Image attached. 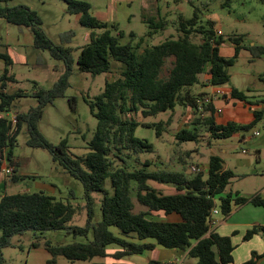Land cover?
<instances>
[{
	"label": "trees",
	"instance_id": "1",
	"mask_svg": "<svg viewBox=\"0 0 264 264\" xmlns=\"http://www.w3.org/2000/svg\"><path fill=\"white\" fill-rule=\"evenodd\" d=\"M1 1V0H0ZM67 12L79 14L78 22L93 30L90 40L80 46L76 59L80 71L93 75L110 70L112 60L122 64L120 75L106 80L103 90L93 100H87L96 127L93 135L86 143L87 151L79 160L69 156L66 139L57 145L48 142L39 131L37 123L43 107L54 98L62 96L68 86V76L73 59L71 48L54 44L40 27V18L34 10L27 6H0V17L6 22L30 28L33 45L47 50L50 55L64 63V71L50 89L38 88L33 94L37 97V105L27 111L15 112L17 121L14 126L3 115L12 110L13 102L20 92L8 93L0 90V172L4 159L16 167L13 157L16 137L25 125L28 139L27 145L48 150L52 159L59 162L71 176L79 179L84 187L85 204L77 206L69 201L56 199L43 192H3L0 196V264L3 263L2 248L10 246L11 238L26 230L43 232L46 230L64 229L73 235L91 238L85 242L73 241L64 244H51L46 240L44 248L50 254L48 264H54L58 256L64 257L69 264L77 260H86L89 264H128L121 262L92 261L94 257L111 256L115 259L133 253H142L156 245L166 248L187 250V256L194 258L192 264H225L232 260L233 248L227 235H219L210 229L209 220L213 207L219 214L227 216L234 205L251 202L264 205V198L254 194L243 196L238 192L225 191L234 173L230 169H222V159L218 155L208 156L206 174L203 171L187 173L186 169H172L156 166L150 160H142L138 166L123 157L143 151H153V144L134 135L135 128L141 123L154 126L159 136L163 127L162 121L142 122L133 118L140 112L143 117L156 115L167 110H174L179 105L189 108L194 118L192 125L176 131L177 143L197 142L201 132H208L211 138H225L234 132L245 131L262 121L264 128V107L253 112L254 118L246 124L228 121L216 123L212 101L199 108L198 100L204 93H191L189 88L198 83V75L209 74V84L221 86L229 81L228 68L232 66L241 49V34L233 35L229 41L234 43L231 56L219 53L218 46L224 41L221 34H215L212 22L205 25L198 23L197 8L189 18L179 15L175 21L177 37H170L159 43L148 45L137 52L136 48L143 37H138L135 45L130 41L122 43L124 31L116 29L113 23L97 19L91 14V6L84 0H64ZM264 2V0H261ZM146 36H152L157 28H162L163 21L148 20ZM201 34V40L194 42L191 36ZM130 35L136 38L132 32ZM253 56L264 52V47L251 45ZM5 64H11L6 54H1ZM169 62L170 66L165 69ZM4 68L0 75L1 88L4 80L12 81ZM230 97L246 101L242 91L231 88ZM168 121V120H167ZM189 153L190 150H186ZM189 156V155H188ZM132 162L136 157H130ZM180 160L183 161L182 158ZM84 163V166L81 164ZM120 162V163H119ZM184 162V161H183ZM151 165H154L151 168ZM3 174V173H2ZM11 180L17 176L13 173ZM110 179L112 192L104 186L105 179ZM150 181L171 185L173 194H162L151 186ZM135 190L136 201L145 206V210L133 211L134 202L131 192ZM99 193L100 218L95 220L96 201L92 193ZM84 210L85 223H73L75 214ZM163 211L165 214L176 213L179 221L158 219L152 214ZM110 226L118 229L123 236H133L137 240L153 238L155 242H135L111 231ZM254 233L264 235V225H255L247 230L243 238ZM115 244L120 250L108 253L109 245ZM33 242L32 247H37ZM259 255L251 253V257L242 264H257ZM136 264V263H133ZM146 264H174L151 259Z\"/></svg>",
	"mask_w": 264,
	"mask_h": 264
},
{
	"label": "rangeland",
	"instance_id": "2",
	"mask_svg": "<svg viewBox=\"0 0 264 264\" xmlns=\"http://www.w3.org/2000/svg\"><path fill=\"white\" fill-rule=\"evenodd\" d=\"M91 6V14L97 19L113 23V32L118 28L124 31L120 38L122 43L130 41L135 45L138 37H143L136 48L141 52L146 46L159 43L160 41L177 37L175 21L179 15L189 18L193 9L197 8L198 23L205 25L209 20L216 34L219 30L225 45L229 46V38L241 34L243 43L249 46L251 42L256 45H264V2L261 0H84ZM27 6L34 10L40 18V27L51 41L60 46L70 47L73 63L68 76V86L62 96L54 98L47 103L37 123L39 131L45 139L53 145H57L62 139H66V153L79 160L87 151L86 143L93 135L96 127V118L90 110L87 100H93L103 88L106 80H112L120 75L122 64L112 60L108 72L93 75L90 72L80 71L76 59L80 52V46L90 40L89 27L78 22L79 14L68 13L67 4L64 0H1L0 6L15 7ZM148 20L152 22L163 21L162 28H157L152 36H146ZM116 27V29H114ZM132 32L136 38L130 35ZM194 42L201 40V34L195 33L191 36ZM0 53L6 54L11 61L10 66L5 64L0 57V75L5 67L7 75L13 80H4V87L0 90L8 92L19 91L15 97L11 112L27 111L37 105V97L33 94L38 88L50 89L64 71V63L50 55L45 49H38L33 45V35L29 27L6 22L0 17ZM249 61L241 56L236 62L241 67L250 65V70L261 71L264 61L252 56ZM170 66L167 61L165 69ZM256 77L254 79L256 80ZM8 81V82H7ZM258 82V81H257ZM1 83V81H0ZM133 118L142 122L162 121L163 127L159 136L156 135L154 126L139 124L135 128L134 135L144 138L153 144V151H143L130 155L136 157L132 162L130 157L124 153L123 157L129 161L130 166H138L144 160L156 166H166L175 170L198 167L207 161L209 154L206 142L207 133L201 132L197 142L187 141L177 143L175 133L182 127L192 125L194 115L190 109L177 105L173 111L167 110L156 115L143 117L140 112ZM168 120V121H167ZM260 130V136H254L247 144H239L235 139H222V147L226 148L225 160L231 167H237L240 159L254 156V148L264 142V130L261 125L241 131V135L249 136L254 130ZM211 138V137H210ZM28 133L25 125L16 137V145L13 149V157L17 161L13 172L4 175L0 172V194L15 192H43L56 199L69 201L82 206L85 204L84 187L81 181L67 173L65 168L52 159L51 153L40 147L27 145ZM195 148V149H194ZM190 150L189 153L186 150ZM241 149H248L244 154ZM204 154H197L198 152ZM189 155V156H188ZM192 155V156H191ZM261 162L258 167H264V153L261 154ZM180 158L183 159L180 160ZM7 163H9L7 161ZM120 163V162H119ZM10 164V163H9ZM84 166V163L81 161ZM11 165V164H10ZM154 165H151L153 168ZM237 169V168H236ZM234 169L235 173L239 169ZM15 174L17 179L11 180ZM204 175L206 171L203 172ZM261 182V181H259ZM104 186L112 192L110 179H105ZM227 189H240L249 193L253 183L249 178L242 179L241 176L231 179ZM96 203L95 220L100 218L99 193H92ZM136 208H139L135 197V190L131 192ZM135 210V209H134ZM77 225H84L85 213L80 210L75 214L72 221ZM114 234H119L116 227L110 226ZM91 238L89 232L87 237L73 235L64 229L46 230L43 232L26 230L11 238V245L2 248L4 264H48L50 254L46 251L43 243L48 240L51 244H64L73 241L85 242ZM33 242H38L37 247H32ZM159 248H164L158 245ZM159 251L153 255L157 256ZM165 261H168L165 259ZM69 261L58 256L54 264H67ZM76 264H88L86 260H77Z\"/></svg>",
	"mask_w": 264,
	"mask_h": 264
},
{
	"label": "crops",
	"instance_id": "3",
	"mask_svg": "<svg viewBox=\"0 0 264 264\" xmlns=\"http://www.w3.org/2000/svg\"><path fill=\"white\" fill-rule=\"evenodd\" d=\"M217 31V30H216ZM222 34V33H220ZM241 49L237 55V60L242 56H245L247 60L252 61V53L249 49L251 45H256L251 42L249 46H245L243 39L239 42ZM225 45L223 41L219 46V53L223 56H231L234 52V43L229 41V46L222 48ZM264 47V45H259ZM257 59L264 61V52L256 56ZM236 60V61H237ZM10 66V65H9ZM250 65L247 64L244 67L239 66L236 62L228 68L229 81L219 86L226 93L225 96H219L214 94V90L217 86L210 85L209 74L207 72L200 73L198 75V83L192 85L189 90L191 93H204V95L211 96L212 105L214 108V119L216 123L224 124L228 121H233L239 124H246L253 120V112L255 110H261L264 107V66L262 63L261 71H252L249 69ZM256 77V80L254 77ZM258 81V82H257ZM8 82V81H7ZM231 88H236L242 91L246 96V101L238 100L230 97ZM6 91V90H4ZM15 91V90H14ZM14 91H6L8 93H13ZM176 107L174 108V110ZM189 109V108H188ZM173 111V110H172ZM261 125L262 121H259L253 125ZM263 127V126H262ZM264 130V128H263ZM241 131L234 132L230 136L225 138H210L208 132L206 136L207 147L209 149V155H218L222 159V169H230L234 173L231 179L241 176L242 179L249 178L253 183V188L249 193L240 191V189H225V191L238 192L243 196H252L254 194L259 195L264 198V167H258L257 164L261 162V154L264 153V142L258 147L254 148V156H248L240 159L237 167H231L229 163L225 160L226 148L222 147V139H235L239 144H247L252 137L260 136L261 131L254 130L249 136L241 135ZM195 149V148H194ZM189 150V149H188ZM241 152L246 154L248 149H241ZM197 154H204L203 152H198ZM192 156V155H191ZM208 156L207 161L204 164H200L202 171H207L208 168ZM239 169L240 171L235 173L234 169ZM236 169V170H237ZM187 173H190L189 169H186ZM231 181V180H230ZM261 181V182H259ZM151 186L158 189L162 194H173L175 193L174 187L167 184H160L154 181H150ZM4 191H2L3 193ZM0 194V196L2 195ZM139 208H136L134 203L133 211L137 212L139 210H145V206L139 204ZM135 209V210H134ZM155 217L162 220L168 221H179L180 217L176 213L165 214L163 211L153 212ZM216 222L210 229L217 232L219 235H227L230 238L231 244L233 246L231 250L232 260L225 264H242L244 261L251 257L252 252H256L259 257L256 259L257 264H264V235L261 233H254L249 238L244 239L243 236L247 230L251 229L255 225H264V205H255L251 202H246L239 205H234L231 212L227 216H222L217 214L215 216ZM123 236L120 233L116 234ZM135 242H155L153 238H145L137 240L133 236H123ZM115 250H120V247L115 244L108 246L106 251L112 253ZM159 251L157 256L153 254ZM155 259L161 262H170L174 264H192L195 259L187 256V250H182L178 248H159L156 245L152 249L144 250L142 253H133L124 255L121 258L115 259L111 256L105 257H94L92 261H103V262H123L128 264H146L148 260ZM168 260V261H165ZM69 264V262L67 263ZM72 264H76V261ZM89 264V262H88Z\"/></svg>",
	"mask_w": 264,
	"mask_h": 264
},
{
	"label": "built area",
	"instance_id": "4",
	"mask_svg": "<svg viewBox=\"0 0 264 264\" xmlns=\"http://www.w3.org/2000/svg\"><path fill=\"white\" fill-rule=\"evenodd\" d=\"M220 33L221 32L219 30L216 31V34H220ZM214 94L215 95H219V96H225L226 95L225 91L223 89L219 88V87H217L214 90ZM211 99H212L211 96H204L202 99L198 100L197 102H198L199 108H201L202 105L209 103L211 101ZM3 115L7 117V119L9 120L11 126L15 125V123L17 121V117H16V113L15 112L8 111V112H4ZM189 171L196 173V172L200 171V169L198 167L191 166L189 168ZM1 172L4 175H9V174H11L13 172V166L10 165L9 163H7L6 159H4V162L2 164ZM218 213L219 212H218V208L217 207H213L211 209L209 226H212L213 224H215V222H216L215 216Z\"/></svg>",
	"mask_w": 264,
	"mask_h": 264
}]
</instances>
